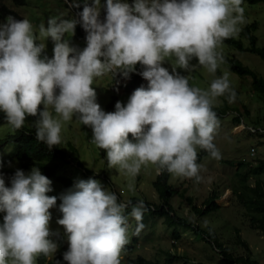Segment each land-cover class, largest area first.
<instances>
[{
    "label": "clouds",
    "instance_id": "9594fccd",
    "mask_svg": "<svg viewBox=\"0 0 264 264\" xmlns=\"http://www.w3.org/2000/svg\"><path fill=\"white\" fill-rule=\"evenodd\" d=\"M243 0H92L79 13L86 32V46L77 50L66 33L75 30V18L49 17L40 23L38 35L27 18L9 16L0 23V112L18 130L28 115L38 141L49 149L61 143L62 123L79 121L92 129L91 142L106 152L108 168L135 177L142 166L156 171L201 180L197 149L219 158L214 133L219 125L213 104L217 97L235 99L228 73L213 78L207 89L190 86L187 75L197 64L215 74L223 56L218 51L225 38L236 35L245 23ZM131 3V4H130ZM73 6H78L73 0ZM106 15L100 19L101 7ZM78 16V20H79ZM54 42L51 58L41 56ZM174 58L172 64L168 58ZM167 61L169 69L162 66ZM139 63L138 74L148 83L136 88L126 103L105 112L96 102L95 78L107 73L129 77ZM43 105L42 109L38 106ZM131 134V139L129 138ZM129 190L133 186L129 184ZM51 181L33 166L10 177L0 173V264H36L41 255L57 250L50 237L49 196ZM57 224L63 226L68 264H121V250L128 242L130 219L133 234L143 228L145 202L118 200L97 179L79 180L74 189L60 195ZM130 208V211L126 210Z\"/></svg>",
    "mask_w": 264,
    "mask_h": 264
},
{
    "label": "rangeland",
    "instance_id": "374dc122",
    "mask_svg": "<svg viewBox=\"0 0 264 264\" xmlns=\"http://www.w3.org/2000/svg\"><path fill=\"white\" fill-rule=\"evenodd\" d=\"M84 1L92 0H75V2ZM105 3L106 0H101L102 5ZM0 4L8 5L22 18H27L37 35L39 24L43 22L46 25L49 17L75 18L78 21V15L71 0H27V4L24 6L15 5L12 0H0ZM241 6L244 8L245 23L239 26L240 30L235 36L242 38L241 29L256 21L258 27L254 33L257 36L258 45L264 47V3L250 4L243 0ZM64 38L69 39L70 45L76 47L77 50H82L86 46V41L77 39L74 32L73 34L66 33ZM242 40L244 45H249V40L245 38ZM37 42L45 45L41 56L51 58L54 47L51 38L39 37ZM218 51L239 58L245 65L264 77V59L256 53L240 51L223 42L219 45ZM168 59L172 64L175 63L174 58ZM191 63L196 66L188 71L177 69L181 75H187L191 86L207 89L213 78L227 72L231 88L235 92V99L230 103L225 96H220L213 104L215 107L224 106L227 109L225 114H217L219 125L215 130L213 141L219 150V158L203 157L199 163L202 165L199 182L194 178L177 177L171 174L170 183L173 187L179 189L180 192L184 191V196L174 195L171 204L180 217L194 220L198 228L214 232L219 242L227 248L233 257H249L264 264V235L250 225L245 207L233 193V189L239 185L237 170L245 172L264 159V132L256 134L247 127L235 129L237 120L234 118L237 117L240 122L244 119L248 126L264 128V95L254 89L251 76H240L233 72L228 62L224 60L219 64L215 74L208 73L204 67L198 65L196 58H193ZM162 66L168 68L171 73L172 66L169 62L165 61ZM115 77L118 76L114 73H107L93 81L92 87L96 92V102L102 110L114 96L117 97V101L126 103L130 95L121 87L122 83L126 81V77L121 74L118 80H115ZM75 118L74 116L72 120L62 123L60 133V147L67 153L68 158L50 164L54 167L55 174L46 176L51 181L52 188V191L47 195L57 197L56 205L49 209L51 212L49 228L53 233L50 238L53 240L58 233L65 236L63 226L56 222L58 218L62 217V213L59 211L60 195L73 190L75 183L81 179L99 180L108 191L115 192L120 201H131L133 204L138 200L160 203L158 193L153 186V181L157 176L156 166L152 164L142 166L135 177L118 173L115 168H108L105 150L97 148L91 142V127L80 124ZM25 123H33L31 115L25 117ZM13 131L14 129L8 124L1 125L0 139ZM252 147L256 149L254 154L251 153ZM13 148V146H9L0 151V155L6 157L3 168L14 171L23 170L21 162L10 156ZM226 160H230L232 163H228ZM239 161L247 162L248 166L240 168ZM78 162H81L83 167L79 166ZM32 167L23 171L27 174ZM57 175L67 177L70 184L65 185L64 182L57 179ZM260 178L264 181V173L260 175ZM255 180L256 178L250 177V184H254ZM129 184L133 186L132 190H129ZM212 195L217 196L215 201L220 205V208L205 216L195 215L191 210L190 203L186 200L190 196L193 203L200 207ZM126 211H130V208ZM3 215L0 213V222H2ZM143 220L145 223L140 231L139 240L134 245L133 232L136 221L130 219L126 246L133 244L134 248L132 251L126 247L121 250V264H127L129 258L138 255L162 264L169 257H172L170 264H227L214 242L205 240L195 231L180 227L181 237L175 238L173 236L174 227H169L162 217L154 216L147 211L143 215ZM57 245L56 252L48 255L47 264H68L63 259V253L68 248L67 239L65 238L63 244ZM36 264H38L37 261Z\"/></svg>",
    "mask_w": 264,
    "mask_h": 264
},
{
    "label": "trees",
    "instance_id": "16d2710c",
    "mask_svg": "<svg viewBox=\"0 0 264 264\" xmlns=\"http://www.w3.org/2000/svg\"><path fill=\"white\" fill-rule=\"evenodd\" d=\"M73 1V0H71ZM249 2L250 4L264 3V0H244ZM15 5L24 6L27 4V0H12ZM87 3L89 6L92 5V1L90 2H76L78 6H73L75 12L79 16V13L83 10V7ZM131 4V3H130ZM106 15V11L104 7H101L100 19L104 20ZM13 17L16 20L23 19L22 16L10 9L6 4H0V23L5 22L6 17ZM76 24L74 35L77 39H81L86 41V32L81 27L79 23ZM258 23L256 21L244 26L241 29V37L249 40V45H244V41L242 38H237L235 35L225 38L222 42L234 46L236 49L240 51H248L252 53H256L262 59H264V47L258 45V39L255 35L254 31L257 29ZM222 54V53H221ZM223 60L228 62L230 69L239 74L240 76H251L252 85L255 90L261 92L264 95V77L258 74L255 70L250 68L248 65H245L239 58L235 56H228L226 54H222ZM143 70V66L139 63L136 65V70L130 73V80L123 83L122 87L124 91L127 93H132L136 88L140 86L147 87V81L140 76L138 73ZM117 80L118 78L115 77ZM189 83V82H188ZM191 86V84L189 83ZM117 102V97L114 96L112 101L106 106L104 109L105 112L114 111L115 103ZM39 109L43 108V105L38 106ZM213 110L217 114H225L227 112L226 107H215L213 106ZM33 123L28 124L25 123L24 126L18 130H14L12 133L7 134L5 137L0 139V151L5 149L6 147L13 146V150L10 152V156L19 160L21 162V166L23 170L29 169V167L37 166L45 176H51L55 174L54 167L50 166V164L56 163L60 159L68 158L67 153L60 147V144L52 147H49L41 141H38L35 135L34 122L38 119V116H31ZM234 119L239 122L240 119L235 117ZM6 123V119L4 113L0 112V126ZM129 138L131 139V134H129ZM214 142V141H213ZM216 145V143L214 142ZM217 147V145H216ZM209 156V154L199 149L197 152L196 162L199 164L203 157ZM228 163H232L230 160H226ZM6 163V157L0 155V173L3 174L5 179L6 186H10V177L15 173L14 170H5L3 166ZM79 166L83 167L81 162L77 163ZM238 166L240 168L248 166V163L245 161H239ZM86 172L88 170L86 169ZM264 173V159H261L259 163L249 168V170L245 172H241L239 169L237 170V174L239 176V185L233 189L234 195L238 198L239 202L245 207L246 213L249 217L250 225L260 231L264 235V181L260 178V175ZM171 174L167 171H160L157 173L155 180L153 181V186L158 193L160 203H151L145 202L147 211L152 213L154 216H159L164 219L166 224L169 227H174L173 236L175 238H180L181 233L179 231L180 227L187 228L189 230L195 231L197 234H200L205 240L214 242L215 247L219 249V252L222 254L224 260L227 264H260L256 260H252L249 257H233L227 250L226 247L219 242L218 237L214 232H207L204 229L198 228L196 222L191 219H187L184 217H180L176 214L175 208L171 204V199L174 195L179 194L184 196V191H179V189L174 188L170 183ZM58 180H61L65 183V185L70 184V180L62 175L56 176ZM256 178L254 184H250L249 178ZM217 198L216 195L210 196L203 204V206L198 207L193 203V200L190 196L186 198V200L191 205V210L197 216H205L211 212L217 211L220 208V205L215 201ZM146 211V212H147ZM127 213V211H126ZM144 220L142 219V224L144 226ZM136 226V222L134 225V229ZM142 230V229H141ZM140 230V231H141ZM134 233V232H133ZM140 232L138 234H133V242L136 243L139 239ZM65 236L62 233H58L54 239L57 244H63L65 242ZM132 251L134 245L124 246V248ZM48 256L45 257L43 255L37 258L38 264H47ZM172 257L167 258L166 262L163 264H170ZM127 264H162L156 260L147 259L141 255L136 257H132L128 259Z\"/></svg>",
    "mask_w": 264,
    "mask_h": 264
},
{
    "label": "bare ground",
    "instance_id": "6f19581e",
    "mask_svg": "<svg viewBox=\"0 0 264 264\" xmlns=\"http://www.w3.org/2000/svg\"><path fill=\"white\" fill-rule=\"evenodd\" d=\"M116 75L118 76L117 78L119 79V75H120V74L117 73ZM118 79H117V80H118ZM115 80H116V79H115ZM129 80H130V76L126 78V81H125V82H127V81H129ZM125 82H123V83H125ZM123 83H122V84H123ZM121 87H122V85H121ZM123 89H124V88H123ZM117 100H118V99H117ZM237 116H238V115H237ZM250 126H251V125H250ZM244 127H247V128H248L249 126L246 125V123L244 122V119H242L241 122H240V121L237 122V126H235V129H241V128H244ZM253 127H255V126H253ZM248 129H249V128H248ZM249 130H250V129H249ZM138 240H139V239H138ZM136 243H137V242H136ZM136 243L133 242L134 245H135ZM133 244H131V245L133 246ZM143 257H144V256H143ZM127 262H128V260H127Z\"/></svg>",
    "mask_w": 264,
    "mask_h": 264
},
{
    "label": "built area",
    "instance_id": "2783aa9c",
    "mask_svg": "<svg viewBox=\"0 0 264 264\" xmlns=\"http://www.w3.org/2000/svg\"><path fill=\"white\" fill-rule=\"evenodd\" d=\"M248 128L250 129L251 132L256 133V134H262L264 132V128H261V127L249 126ZM255 151H256V149L254 147H252L251 153L254 154Z\"/></svg>",
    "mask_w": 264,
    "mask_h": 264
}]
</instances>
